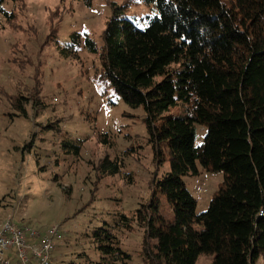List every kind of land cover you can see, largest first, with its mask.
I'll list each match as a JSON object with an SVG mask.
<instances>
[{"label": "trees", "instance_id": "trees-1", "mask_svg": "<svg viewBox=\"0 0 264 264\" xmlns=\"http://www.w3.org/2000/svg\"><path fill=\"white\" fill-rule=\"evenodd\" d=\"M8 1L18 0H0V20L13 19ZM132 1L112 6L100 47L79 33L61 47L55 42L64 58H77L80 49L97 57L100 86L142 109L153 163L168 161L169 169L160 179L153 174L150 200L131 216L118 213L113 224L84 234L98 262L83 252L65 264H127L119 233L135 227L145 234V264H195L201 255L213 256L210 264H255L264 257V0H143L158 13L144 18V28L126 15ZM26 100L19 97L16 107ZM196 124L206 129L199 146ZM62 146L77 158L82 142ZM198 167L223 174L202 213L185 185ZM122 168L104 157L93 170L98 180ZM160 198L171 220L160 215Z\"/></svg>", "mask_w": 264, "mask_h": 264}, {"label": "rangeland", "instance_id": "rangeland-1", "mask_svg": "<svg viewBox=\"0 0 264 264\" xmlns=\"http://www.w3.org/2000/svg\"><path fill=\"white\" fill-rule=\"evenodd\" d=\"M126 1L92 0L89 7L80 0L4 4L13 19L0 20V224L12 219L39 232L58 226L61 239L54 242L50 264L79 261L83 252L98 262L84 234L104 222L113 224L118 213L131 216L150 200L153 174L160 179L169 169L168 161L160 167L153 163L142 109L128 107L100 86L97 57L80 49L77 58H64L55 42L61 47L79 33L100 47L112 6ZM132 2L126 15L139 28L145 27V17L158 15L143 0ZM19 97L27 98L20 104L25 114L16 107ZM195 129L199 146L206 129L198 124ZM102 134L108 135L106 145L99 140ZM69 140H81L79 157L63 148ZM104 157L120 161L122 172L97 180L93 168ZM198 169L185 185L196 200V213H202L223 174ZM126 173L132 175L131 184ZM159 203L160 215L171 220L169 205L163 198ZM144 237L138 227L119 233L120 247L130 255L127 264H145ZM212 259L201 255L195 264ZM255 264H264V257Z\"/></svg>", "mask_w": 264, "mask_h": 264}, {"label": "built area", "instance_id": "built-area-1", "mask_svg": "<svg viewBox=\"0 0 264 264\" xmlns=\"http://www.w3.org/2000/svg\"><path fill=\"white\" fill-rule=\"evenodd\" d=\"M61 239L58 226L43 232L15 225H0V264H50L54 242Z\"/></svg>", "mask_w": 264, "mask_h": 264}, {"label": "crops", "instance_id": "crops-1", "mask_svg": "<svg viewBox=\"0 0 264 264\" xmlns=\"http://www.w3.org/2000/svg\"><path fill=\"white\" fill-rule=\"evenodd\" d=\"M1 225V224H0Z\"/></svg>", "mask_w": 264, "mask_h": 264}]
</instances>
